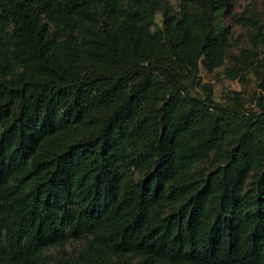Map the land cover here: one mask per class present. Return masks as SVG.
Instances as JSON below:
<instances>
[{"label": "trees", "instance_id": "trees-1", "mask_svg": "<svg viewBox=\"0 0 264 264\" xmlns=\"http://www.w3.org/2000/svg\"><path fill=\"white\" fill-rule=\"evenodd\" d=\"M233 9L0 0V264H264V96L201 82Z\"/></svg>", "mask_w": 264, "mask_h": 264}, {"label": "rangeland", "instance_id": "rangeland-1", "mask_svg": "<svg viewBox=\"0 0 264 264\" xmlns=\"http://www.w3.org/2000/svg\"><path fill=\"white\" fill-rule=\"evenodd\" d=\"M243 14L264 19V0H234L233 12L225 16V24L230 27L229 55L212 71L202 66L201 82L211 83L214 96L220 100H228L234 91H240L247 103L254 104L255 95L264 96V43L253 40V28L240 19ZM244 48L247 52L242 53ZM236 68L238 73L232 76L229 72ZM200 92L202 88L197 86L195 93ZM74 243L79 242L66 247L69 249Z\"/></svg>", "mask_w": 264, "mask_h": 264}]
</instances>
